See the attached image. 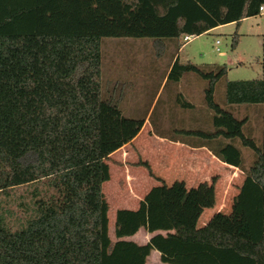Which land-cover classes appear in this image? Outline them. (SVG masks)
I'll return each instance as SVG.
<instances>
[{"label": "trees", "instance_id": "obj_1", "mask_svg": "<svg viewBox=\"0 0 264 264\" xmlns=\"http://www.w3.org/2000/svg\"><path fill=\"white\" fill-rule=\"evenodd\" d=\"M262 4L0 0V194L31 186V205L19 203L29 215L15 230L0 200V264H147L154 251L164 264H264V29L257 79L229 80L225 64L181 62L177 56L184 36L238 26L258 15ZM107 37L149 39L154 70L168 56L159 79L167 93L160 126L165 128L162 118L169 127L181 123L179 131L197 140L155 132L205 147L243 174L228 215L217 211L197 226L204 208L215 204L213 185L161 181L135 208L116 209L109 236L103 158L134 137L148 110L141 117L124 114L121 94L115 98L109 90L102 71ZM237 38L234 31L232 47ZM249 112H261L259 141L251 125L244 130ZM140 230L149 234L144 242L132 239Z\"/></svg>", "mask_w": 264, "mask_h": 264}, {"label": "rangeland", "instance_id": "obj_2", "mask_svg": "<svg viewBox=\"0 0 264 264\" xmlns=\"http://www.w3.org/2000/svg\"><path fill=\"white\" fill-rule=\"evenodd\" d=\"M263 21L264 16L262 15L256 21L253 18L245 19L238 26L235 23H226L217 29L192 36L188 41H183L178 50V58L181 62L189 60L195 64H225L227 67L226 77L229 80L260 78L262 76L260 35L263 31ZM234 31L238 34V38L235 46L232 47ZM215 39L220 40L217 46L223 51V54L215 50ZM103 41L102 71L104 80L110 81L109 90L112 89V81L116 77L132 80L135 86L132 85L128 90H125L124 95H121L120 106L124 114L128 116L141 117L147 110H149V116L153 105L150 109L148 105L159 85V79L166 66L168 56H163L158 60L160 68L155 71V78L148 82L144 81V84L139 88L141 77L148 75L144 72V68L148 65V58L152 57L149 39L107 37ZM151 77H153L152 73ZM116 91L115 98L120 95ZM166 95L165 92L161 93L160 102L148 117L150 125L152 124L149 133L164 132L167 136H173L180 140H197V137L187 136L179 131L181 123L178 126L169 127V121L166 119L163 122L165 128L160 126L158 113L163 107ZM197 96L195 100L198 98ZM242 113L243 109L241 108L238 114ZM179 117L175 115L172 118L179 120ZM186 124L190 126V123ZM250 125L255 128V138L259 141L261 138V112L259 115L249 112L244 130H248ZM103 160L108 164L109 170V178L103 181L102 191L108 202V233L111 238L113 237L116 209L132 206L137 197L152 185L161 181L166 185H171L173 181H183L188 186H195L201 182L213 185L215 204L212 210L205 209L199 217L197 226H202L211 217L212 212L220 211L226 215L231 212V197L238 190L243 178L241 172L228 168L215 158L206 155V152L199 148L158 141L150 136L148 141L147 126L126 147L123 148V144L113 147ZM30 189V185H19L7 189L5 194H0L2 207L10 212L7 216V223L11 230L24 224L29 215V212L25 211L19 203L31 205ZM226 226L233 228V220H226ZM141 233L142 230L136 235L137 241L143 240L140 238ZM157 260V256L151 255L149 264H164Z\"/></svg>", "mask_w": 264, "mask_h": 264}, {"label": "crops", "instance_id": "obj_3", "mask_svg": "<svg viewBox=\"0 0 264 264\" xmlns=\"http://www.w3.org/2000/svg\"><path fill=\"white\" fill-rule=\"evenodd\" d=\"M264 16V11H261L258 15H255V16H251V17H246V18H243L241 21H240V23H242L245 19H249V18H253L255 21L256 20H258V18L260 17V16ZM231 23H234V22H231ZM240 25V24H239ZM220 26H222V25H218V26H216V27H214V28H212V29H210V30H214V29H217V28H219ZM259 26V25H258ZM262 27H263V29H264V21L262 22ZM263 32V31H262ZM260 35V34H259ZM260 40H261V37H260ZM177 56H178V52H177ZM179 57V56H178ZM152 59V57H149L148 58V65H147V67L146 68H144V72L145 73H147L148 75L145 77V76H142L141 78V80L142 81H140V85H139V88H141V86L144 84V81H151L152 80V78H155V76H154V74H155V71H156V69L154 70V68H152V67H149V62H150V60ZM151 73H152V75H153V77H151ZM144 74V73H143ZM163 81H164V78H163V80L160 82V84H159V86L157 87V89L155 90V92H154V98H153V100H152V103H151V106L154 104V102H155V99L159 96V95H161V87H162V84H163ZM134 82L132 81V80H127L126 78H119V77H116V79H114L113 81H112V90H117L116 92L117 93H119V94H121V95H124L125 94V90H128L129 89V87H131L132 85H134L135 86V84H133ZM116 94V93H115ZM150 106V107H151ZM150 109V108H149ZM148 113H149V110H148V112H147V114L145 115V118H144V120H143V122H142V124H141V127H140V129L138 130V132L134 135V137L132 138V139H130V140H128L127 142H125L124 144H123V148L124 147H126L127 145H129L131 142H133L140 134H141V132H142V130L144 129V127H146L147 126V135H148V141H149V136L152 138V139H154L155 138V140H158V141H168V142H172V143H176V144H180V145H186V144H184V143H182V142H180V141H172V140H169V139H167V138H164V137H161V136H159L158 134H156V133H149V131L151 130V125H150V123H149V121H148ZM162 120V122H164L166 119H164V118H162L161 119ZM163 125V124H162ZM157 142V141H156ZM189 148H190V146H188ZM192 148V147H191ZM200 150H204L205 152H206V155H209L211 158H215L216 159V157H214L205 147H201V148H199ZM217 160V159H216ZM223 164V163H222ZM223 165H225V164H223ZM226 166V165H225ZM228 168H231V169H236V168H233V167H230V166H227ZM199 183H197L195 186H197ZM185 186L187 187V188H189V187H195V186H188L186 183H185ZM148 190V189H147ZM146 190V191H147ZM145 191V192H146ZM145 192H143L142 193V195H140V196H138L137 197V199H136V201H134L135 203L131 206H129V207H127V206H124V207H127V208H135L136 206L135 205H137V202H138V200H140L141 198H142V196L145 194ZM213 208V207H212ZM212 208H209V209H211L212 210ZM205 209H208V208H204V210ZM204 210L202 211V213L204 212ZM217 212V211H216ZM215 212H212V215L214 214ZM202 215V214H201ZM200 215V216H201ZM212 215H210V216H212ZM210 219V218H209ZM208 219V220H209ZM206 223V222H205ZM204 223V224H205ZM203 224V225H204ZM149 237V234L148 233H146L144 230H142V233L140 234V238H143V240L141 241V240H138L139 242H144V241H146L147 240V238ZM132 239L133 240H136L137 241V236L135 235V236H133L132 237ZM152 255H154V256H157V258H158V254H157V252L156 251H154L153 253H152ZM158 261V260H157ZM147 264H149V259L147 260Z\"/></svg>", "mask_w": 264, "mask_h": 264}, {"label": "built area", "instance_id": "obj_4", "mask_svg": "<svg viewBox=\"0 0 264 264\" xmlns=\"http://www.w3.org/2000/svg\"><path fill=\"white\" fill-rule=\"evenodd\" d=\"M259 11H260V12H261V11H264V4H262V5L259 6ZM189 38H190L189 36H184V37H183V40H184V41H188ZM219 43H220V40H219V39H215V40H214L215 50H216L218 53L223 54V51H221V50L219 49V47L217 46Z\"/></svg>", "mask_w": 264, "mask_h": 264}]
</instances>
